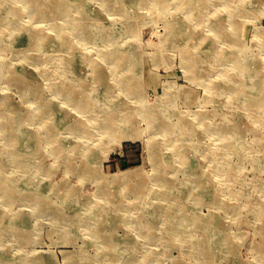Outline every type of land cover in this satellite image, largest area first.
Segmentation results:
<instances>
[{
    "label": "rangeland",
    "instance_id": "1",
    "mask_svg": "<svg viewBox=\"0 0 264 264\" xmlns=\"http://www.w3.org/2000/svg\"><path fill=\"white\" fill-rule=\"evenodd\" d=\"M42 1L46 3L49 0ZM121 3H124L129 11H126L127 21L134 29L118 35L122 43L121 49L135 53V57H138L136 71L130 74L125 70L122 73L127 80L132 79L135 90L133 94L127 96L112 87L114 84L112 83L109 94L111 98L106 103L105 110L110 118L114 120L122 118L126 121L117 130V139L115 137L106 143H100L101 147L95 149L91 156L93 165L91 164L90 169L83 172L68 170L62 159L63 153L50 151L51 143L47 142L49 134L45 133L43 121L39 118L35 117L30 123L17 126L16 131L22 135L20 141L22 149H31L36 139L39 140L42 156L36 151L37 154L27 158L31 156L29 154L32 150L25 152H29L26 154V159L30 162L38 161L42 167H40L41 171L33 175L29 166L13 170L11 163L4 159L7 161V167L5 171H0V179L12 184L13 190L16 191L17 188L18 199L8 200L2 198L3 195L0 193V222L2 218L5 221L4 229H0V250L6 251L8 258L24 255L25 261L29 262L26 264H86L91 259L94 264H201L200 259L195 260V256L190 253L189 247L193 250L194 236L201 238L204 232L213 229L215 219H218L221 220L219 232L229 236L226 238L228 239L226 244L220 243L218 231L208 237L211 239L210 243L214 244L212 251L218 264H264V210L257 219L255 213L251 211L252 206L264 202V188H260V182L264 181V171L253 164L257 157L264 158L263 122H254V118L246 114V110L238 109L240 123L238 122L237 127L242 130L240 135L238 133L221 135L208 129H214L220 116L212 108L215 109L223 101L226 103L227 97L231 95L223 91L213 101L208 102L205 99L206 86L214 75L217 76V72L227 69L226 66L229 64L225 62L215 66L207 53L204 55L207 58H202L198 69L192 68L188 71L185 68V59L188 51L194 49L203 53L208 45L212 44L210 33L206 28L201 29L199 24L181 9L153 19L145 13L144 8H137L134 0H121ZM105 5L97 0L86 1V8L92 14L97 13L98 18H101L98 20L105 26L111 25V18H116L114 20L120 22L125 20L124 16L117 17L112 13L115 10L109 11V14L104 12ZM216 5V1L205 3L202 13L204 15L213 13ZM247 7L253 9L246 8L247 13L243 12L244 16L238 19L241 24L239 36L242 39L239 40L243 42L247 54L262 52L257 46L258 42L254 41L252 33L254 26L264 27V14L261 13L264 9L258 11L259 7L264 8V0H250ZM74 14L78 16V13ZM218 14L224 15V12L218 11ZM23 18L26 21L30 19L27 14ZM167 22L171 23L168 28ZM43 27L49 29L48 25L44 24ZM122 27L118 26L117 30ZM67 38L69 39L64 36V39ZM184 42L186 44L180 47ZM0 43L6 44V41L0 40ZM48 45H44L40 52L49 61L46 66L47 78L68 79L65 74L62 75L60 59L56 56L58 49ZM108 46L103 44L100 51H106ZM217 46L224 47L223 44L218 43ZM33 47L29 44V48L33 49ZM232 50L236 51L237 47ZM3 56L8 62L15 64L13 48L4 50ZM154 56L158 57V63H155ZM33 63L26 64L24 68L34 73L35 81H40L41 84L48 83L39 76L44 65ZM78 67L83 69L80 70L81 72L86 69L82 64H78ZM192 73H197V77ZM38 87L41 89V86ZM42 89L43 95L51 97L47 86ZM26 94L16 86V83L1 81L0 97L4 96L5 100L15 105L16 113L18 112L22 118L25 112L31 110L34 100ZM165 100H168L169 104L164 103ZM143 103L158 105L161 111L169 108L170 112L176 113L169 116L172 124H177L181 117L195 122L200 114L215 115H209L210 127L201 128L199 136L194 134L190 135L191 138H181L179 134H173L168 137L165 134L160 135L158 130L150 129L143 116L137 112L138 105ZM58 104L60 111L70 116V121L77 122L84 118L72 108L70 102L65 103L64 100H60ZM46 122L56 124L58 118L55 114H51L46 116ZM96 124L97 120H92L90 129ZM70 131L69 128L64 127L58 132L64 150H68L72 143L84 142L89 137L85 133L78 132L76 128L75 132L69 133ZM148 131L152 133L149 134ZM90 141L91 138L86 142ZM149 142H154L160 148L161 159L164 161L161 163L164 169L154 175L158 162L150 157V151L147 149ZM172 144L184 146L185 160L180 161L173 154ZM76 151L75 154H69L70 158L73 157L71 163H78L81 160V150L76 149ZM206 151L217 154L230 152V154L225 158L222 156L219 159H211L203 155ZM220 159L226 160L228 167H237L233 182H227L231 188H223L222 180L214 177L207 183L208 187L202 188L201 192L197 193L198 197H194L196 192H192L191 187L196 190L193 182L195 175L206 169L215 168L210 166L209 161ZM94 165L99 168L104 181L111 175L120 174L128 169L135 170L126 180L127 185L130 186L139 182L150 183L155 176H159V172H164L163 174L173 179V187L168 188L172 195L182 200L181 211H173L174 208L171 206L174 204L173 199L163 194L155 196L147 192L136 204L135 193L132 190L122 192L118 182L113 184L108 182L105 185L109 196L98 193L97 183L90 176ZM155 189L158 188L155 186ZM165 189L166 187L158 190ZM32 190H41V196L36 203H33L34 205L32 202L22 200V193ZM217 201L220 205L215 203V206L220 208H212ZM110 207L113 210H108ZM115 207L122 208L114 209ZM92 209L93 213L99 214L98 219L89 218ZM101 209L104 210L102 213H100ZM177 219L184 222L180 226L181 232L176 231V234L181 235L178 240L173 236L175 234L173 226H176ZM19 220L21 222L24 220L21 227L18 226ZM10 222L20 231L22 230V233L17 231V235L15 232H9L7 228H10ZM147 225L159 229L166 226L169 231L161 232V237L153 239L154 241L145 240L141 231ZM98 226L104 227L106 239L103 244L106 247L89 233L92 229L95 231ZM190 233H193L192 238L189 236ZM171 234L172 238H168ZM148 252L150 255L147 258ZM102 254L105 255L97 258Z\"/></svg>",
    "mask_w": 264,
    "mask_h": 264
},
{
    "label": "bare ground",
    "instance_id": "2",
    "mask_svg": "<svg viewBox=\"0 0 264 264\" xmlns=\"http://www.w3.org/2000/svg\"><path fill=\"white\" fill-rule=\"evenodd\" d=\"M86 1L87 0H49L44 3L42 0H0V10L2 12H0V40L2 42L6 41V44L0 43V84L1 81L16 83V86H18L22 92L27 93V96L34 99L31 110L29 109L28 113L25 112V116L22 118L18 112L16 113L15 105L5 100L6 98L4 96L0 97V171H5L4 169L7 167V161L14 167L13 170L29 166L33 175L41 171L40 167L42 166L39 165V162L33 160L30 162V160L26 159V154H29V152H25L32 150L29 154L31 156H27V158L32 157L35 153L37 154L36 151L42 156L43 152L39 150V140L37 141L36 139L35 144L32 142L33 147L31 149H22L20 145L22 135L16 131L17 126L19 127L22 123L28 124L33 121L35 117L43 121L45 133H47V135L49 134L47 142L51 143L50 151L63 153L62 159L68 170L73 169L82 172L90 169L89 167L92 164L91 156L95 152V149L101 147L100 143L103 144L111 138H115L118 132L117 130H119L121 124L126 121L125 119L123 121L122 118L117 120H114L112 117L110 118L106 113L105 105H107L106 103L109 102L111 98L109 94L112 83H114L112 87H115L116 90L127 96L131 93L133 94L135 90L132 79L131 81L127 80V77L124 76L122 72L126 70L130 72V74L134 73L138 67V57H135V53L123 51L121 49V39L118 38V35L125 31H134V29L129 26L130 22L127 21L126 11L128 10L126 9V5L121 3V0H97L106 4L104 6V12L109 14V11L115 10L112 13H115L117 17H125L123 22L114 20L116 18H111V25H108V27L101 24V21L98 20L101 18H98L97 13L92 14L88 8H86ZM214 1L217 2L218 7L216 5L213 13L204 15V13H202L204 12L202 8L204 4ZM134 2L137 8H144L145 13L153 19L160 17V15L163 16L165 13L181 9L184 14L199 24L201 29L204 30L206 28L210 33L212 44H209L210 46L208 45L203 51L204 54L194 49L190 52L188 51V56L185 59V68L188 71L192 68L198 69V66L201 65L202 58H207L204 56L207 53H209L212 63H214L215 66L222 65L219 63L225 62L229 64L226 66L227 69L224 68L223 71L217 72V76L214 75L206 86L207 94L205 99L208 100V102L213 101L214 98L223 93V91L231 95V97H227L226 103L223 101V103L218 104L215 109L212 108V110L217 111L220 115L217 125H214V129L208 128L210 127L208 118L209 115L213 116L215 114H200L199 117H196L195 122L188 119L185 120L184 117H179L180 119L177 124H172L169 120V116L175 115L176 113L170 112L169 108L168 110L164 109L161 111L158 105L151 106L143 103L138 105L137 112L143 116L144 120H146L147 124L150 126V129L158 130L160 135L165 134L168 135V137L173 134H179L181 138H191L194 134L198 135L202 130L201 128H208L211 131L219 132L221 135L228 133L230 135H237V133L240 135V131L242 130L237 127L239 122L238 116L240 115L238 109L246 110V114L252 115L254 122H263L262 124H264V27L254 26L252 33L254 41L258 42L257 46L262 52H255L253 54L249 52V54H247L244 50L243 42L239 40L241 39V36H239L241 24L238 19L244 16L243 12L247 13V9L250 8L247 7L250 0H134ZM254 9L257 10V8ZM263 9L264 8L259 7L258 11ZM218 11H223L224 15H219ZM75 12L78 13V16L74 14ZM261 13L264 14V10ZM26 14L30 17L29 21L23 18ZM245 18L248 17L245 16ZM44 24L49 26L48 30L43 27ZM168 25H171V23L167 22V28ZM118 26L123 27L117 30ZM64 36L69 37V39H64ZM100 42L101 44H99ZM217 43L220 45L223 44L224 47L220 48L217 46ZM29 44L34 46L33 49L29 48ZM47 44L52 45L54 49H58V52L56 51V56L60 59L59 64L63 71L62 75L65 74L68 79L65 76L62 80H56L57 78L55 80H50V78H47L46 66H48L47 63L49 61L40 53L43 46ZM103 44L109 45L106 51H100V47L103 46ZM185 44L186 42L180 47H183ZM58 45L60 46L58 47ZM235 46L237 50L233 51L232 49ZM7 48L14 49L15 64L8 62L4 58L3 51ZM212 48L214 49L211 50ZM157 58V56H154L155 63H158ZM33 62L44 65V69L39 72V76H41V78L43 77V80H47L48 83L44 82L41 84L39 83L40 81H35L33 78L34 73L31 71L28 72L29 70L24 68L26 64H34ZM78 64H82L86 68V71L84 70L81 72L80 70L83 69L79 68ZM192 74L196 77L198 75L197 73ZM38 86H41V89ZM44 86L49 88L51 97L42 94V88H44ZM60 100H64L65 103L70 102L72 108H74L76 112L82 114L84 118L77 122L73 120L70 121V116L60 111V103L58 104ZM164 103L169 104L168 100H165ZM115 104L117 106L119 105L118 103ZM34 110L36 112H34ZM51 114L57 116L58 122L56 124L46 122V116ZM92 120H97V124L93 129H90ZM64 127L71 130L69 133L75 132L76 128L81 134L85 133L89 135L86 141L90 140V138L91 141L75 142L72 143V146L68 150H64L61 137L58 133ZM122 129L120 131H122ZM151 131H148L149 134ZM103 138L105 140H102ZM32 139L34 140L33 137ZM260 139L263 138L260 137ZM257 141H259V138ZM154 142H149L147 145L151 159L158 162L155 166L156 171H154L153 175L164 169L163 166H161V163L164 162L163 159H161L162 153ZM171 148H173V154L176 155L180 161L185 160L186 156L184 154L185 149L183 145L172 144ZM76 149L81 150V160L78 163H71L70 160H72L73 157L70 158L69 154H75L77 152ZM229 154L230 152H220L217 154L206 151L203 155H205L206 158L219 159L222 156L225 158L229 156ZM209 162L211 164L210 166H214L215 168L201 171L196 174L193 179L196 190L191 187V191L196 192V195L194 194L196 198L198 197L197 193L201 192L202 188H207V183L212 181L214 177H219L222 180L224 184L223 188H231L230 184L227 182H233V177L237 172V167H228L224 159ZM253 164L264 171V158L257 157ZM93 167L90 176L91 179L97 183L98 193L109 196L106 189L107 186L105 185L108 182H112L111 184L118 182L122 192L126 193L132 190L135 193L136 204L139 198L144 196L147 192L155 196L163 194V196L166 195L168 198L171 197L173 199L172 201L174 204L171 205L174 208L173 211H181L182 200L172 195L171 190L169 191L168 188L173 187V179L163 174L164 172H159V176L153 178V184L152 182L147 184H145V182H139L137 185L130 186L129 184L127 185L126 180L130 177L131 172L135 170L128 169L120 174L111 175L109 179L104 181V177L100 174L99 168L96 165ZM155 186L158 189L165 187L166 189L159 191L155 189ZM13 188L12 184H8V182H4L0 179V193L3 195L2 198L8 200L18 199L16 194L18 190L16 188L15 191ZM260 188H264L263 180L260 182ZM40 191L41 190H32V192H24L22 193V200L32 202V204L36 203V200L41 196ZM168 200L171 202L170 199ZM215 203L220 205V202H214L212 208L216 209V207L219 206H215ZM118 208L121 209L122 207H115L114 209ZM108 210H113V208L110 207ZM263 210L264 202L261 204L257 203L251 207V211L255 213L256 219L257 217L260 218ZM103 211L104 210L101 209L100 213ZM138 213H140L139 210ZM98 217L99 214L93 213L92 209V214L89 218L98 219ZM19 221L18 226L21 227L24 220H22V222L21 220ZM176 221V226H173L175 232L173 236L178 240L181 235L176 234V231L181 232L180 226L184 222L179 219ZM0 223V229L3 230L5 227L4 218H2ZM220 223L221 220L215 219V226L213 229L204 232L202 237L199 238L200 241L197 236H194L195 243L192 244L194 248L191 250L189 247V250L190 253L195 256V260L200 259L199 263L201 264H218L214 257V251H212L214 244L210 243L211 239H208V237L218 231L220 243H227L228 239L226 238L229 236L225 234L222 235V233L219 232ZM144 227L145 229H142L141 233L144 235L145 240L149 241L159 239L161 237V232L169 231L166 226L163 227V229L151 228L150 225ZM18 229L19 228H16L12 223L10 224V228H7L9 232H15L17 235V231L22 233V230L20 231V229ZM89 233L105 246L103 241L106 239V236L103 226H98L95 231L92 229ZM192 235L193 233L189 234L190 238H192ZM168 238H172V234ZM103 255L105 254L99 255L97 258H101ZM149 255L150 253L148 252L146 257L148 258ZM34 261L36 262V260ZM92 261L91 259L89 263L86 264H94ZM26 263L29 262L25 261L24 255L16 257L10 256L8 258L6 257V251L3 249L0 250V264Z\"/></svg>",
    "mask_w": 264,
    "mask_h": 264
}]
</instances>
